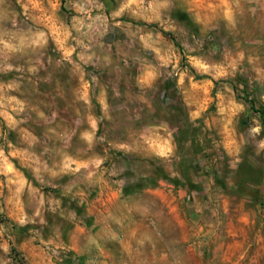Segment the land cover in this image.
<instances>
[{
    "label": "rangeland",
    "instance_id": "374dc122",
    "mask_svg": "<svg viewBox=\"0 0 264 264\" xmlns=\"http://www.w3.org/2000/svg\"><path fill=\"white\" fill-rule=\"evenodd\" d=\"M249 100L264 0H0V264H264Z\"/></svg>",
    "mask_w": 264,
    "mask_h": 264
},
{
    "label": "trees",
    "instance_id": "16d2710c",
    "mask_svg": "<svg viewBox=\"0 0 264 264\" xmlns=\"http://www.w3.org/2000/svg\"><path fill=\"white\" fill-rule=\"evenodd\" d=\"M171 36H172V35H171ZM249 102H250L252 108H253L257 113H260L261 115L264 116V110H263V109H258V108H256L255 105H254V103H253V101L249 100Z\"/></svg>",
    "mask_w": 264,
    "mask_h": 264
}]
</instances>
